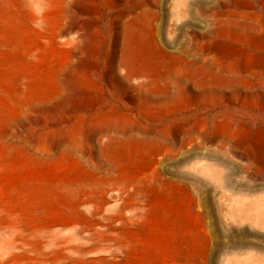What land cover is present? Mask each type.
I'll return each mask as SVG.
<instances>
[{
  "label": "rangeland",
  "instance_id": "374dc122",
  "mask_svg": "<svg viewBox=\"0 0 264 264\" xmlns=\"http://www.w3.org/2000/svg\"><path fill=\"white\" fill-rule=\"evenodd\" d=\"M31 19L0 21V264H264V0Z\"/></svg>",
  "mask_w": 264,
  "mask_h": 264
},
{
  "label": "bare ground",
  "instance_id": "6f19581e",
  "mask_svg": "<svg viewBox=\"0 0 264 264\" xmlns=\"http://www.w3.org/2000/svg\"><path fill=\"white\" fill-rule=\"evenodd\" d=\"M44 1L46 0H0V21H3V25L7 27L5 32L11 34H14V32L17 33V31L12 29L21 27L19 19L24 13L30 15L32 19L28 25L34 28V25L37 24V18L43 11ZM52 222L55 223V225L64 227L67 224V217L65 215L56 216ZM70 243H72V241ZM54 244L56 245V243ZM58 255L59 253H57V256Z\"/></svg>",
  "mask_w": 264,
  "mask_h": 264
},
{
  "label": "crops",
  "instance_id": "0c3cea01",
  "mask_svg": "<svg viewBox=\"0 0 264 264\" xmlns=\"http://www.w3.org/2000/svg\"><path fill=\"white\" fill-rule=\"evenodd\" d=\"M61 255V254H60Z\"/></svg>",
  "mask_w": 264,
  "mask_h": 264
}]
</instances>
